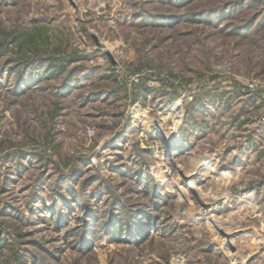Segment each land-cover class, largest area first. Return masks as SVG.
Listing matches in <instances>:
<instances>
[{
	"label": "rangeland",
	"instance_id": "rangeland-1",
	"mask_svg": "<svg viewBox=\"0 0 264 264\" xmlns=\"http://www.w3.org/2000/svg\"><path fill=\"white\" fill-rule=\"evenodd\" d=\"M2 264H264V0H0Z\"/></svg>",
	"mask_w": 264,
	"mask_h": 264
},
{
	"label": "trees",
	"instance_id": "trees-1",
	"mask_svg": "<svg viewBox=\"0 0 264 264\" xmlns=\"http://www.w3.org/2000/svg\"><path fill=\"white\" fill-rule=\"evenodd\" d=\"M3 246V241L1 240V237H0V248H2ZM0 264H2V261L0 260Z\"/></svg>",
	"mask_w": 264,
	"mask_h": 264
}]
</instances>
